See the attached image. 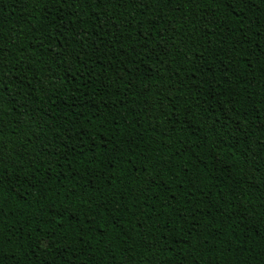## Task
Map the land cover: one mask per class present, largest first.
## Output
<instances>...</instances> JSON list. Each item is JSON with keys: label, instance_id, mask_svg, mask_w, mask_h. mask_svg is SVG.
Segmentation results:
<instances>
[{"label": "trees", "instance_id": "16d2710c", "mask_svg": "<svg viewBox=\"0 0 264 264\" xmlns=\"http://www.w3.org/2000/svg\"><path fill=\"white\" fill-rule=\"evenodd\" d=\"M0 264H264V0H0Z\"/></svg>", "mask_w": 264, "mask_h": 264}]
</instances>
